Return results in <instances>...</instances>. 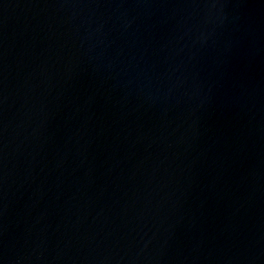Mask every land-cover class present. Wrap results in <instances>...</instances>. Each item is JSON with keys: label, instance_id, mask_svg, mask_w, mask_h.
Returning <instances> with one entry per match:
<instances>
[{"label": "water", "instance_id": "95a60500", "mask_svg": "<svg viewBox=\"0 0 264 264\" xmlns=\"http://www.w3.org/2000/svg\"><path fill=\"white\" fill-rule=\"evenodd\" d=\"M0 264H264V0H0Z\"/></svg>", "mask_w": 264, "mask_h": 264}]
</instances>
